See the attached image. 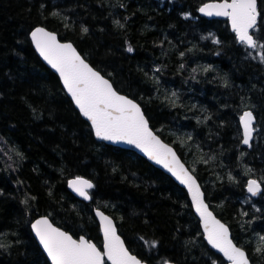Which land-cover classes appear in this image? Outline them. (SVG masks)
Returning <instances> with one entry per match:
<instances>
[{"label": "trees", "instance_id": "obj_1", "mask_svg": "<svg viewBox=\"0 0 264 264\" xmlns=\"http://www.w3.org/2000/svg\"><path fill=\"white\" fill-rule=\"evenodd\" d=\"M208 1L0 0V264H51L31 229L41 216L103 248L96 208L150 264H227L185 188L137 152L96 139L36 52L38 26L73 42L142 105L237 244L264 264V50L240 42L227 18L201 15ZM258 7L253 34L264 44V0ZM246 109L257 118L251 146L242 142ZM78 176L93 181L90 201L68 188ZM252 177L263 185L256 196L246 189Z\"/></svg>", "mask_w": 264, "mask_h": 264}, {"label": "snow or ice", "instance_id": "obj_2", "mask_svg": "<svg viewBox=\"0 0 264 264\" xmlns=\"http://www.w3.org/2000/svg\"><path fill=\"white\" fill-rule=\"evenodd\" d=\"M200 12L208 16L228 17L232 30L240 42L249 48L259 47L264 50V44L257 42L259 38L254 39V35L250 34V30L256 28L258 16L261 15L258 12L257 0H222L219 3L205 4L200 8ZM83 31L87 32V28ZM31 37L40 54L59 72L75 104L91 121L95 135L103 140L125 141L135 145L151 159L173 172L181 183L187 184L192 193L209 244L222 252L231 264H249L245 252L229 239L228 229L208 211L196 181L183 165L179 164L172 149L162 144L149 129L140 106L126 96L118 94L112 84L93 70L70 43H60L53 33L39 27L31 33ZM128 51L131 52L132 48L129 47ZM261 60L264 62V56H261ZM253 120L251 111H245L240 117L245 145L252 139ZM70 187L80 196L89 199L86 189H91L93 184L89 180L77 177L70 182ZM247 187L252 195L260 191V185L256 180H249ZM97 215L103 226V251L83 236L77 240L67 232L53 227L47 218L36 220L32 228L51 258L52 264H107V262L141 264V261L125 248L124 241L116 234L113 222L102 212H97ZM260 240L261 245L256 249L258 252L264 251V237ZM3 246L0 244V247ZM152 246L155 247V242H152Z\"/></svg>", "mask_w": 264, "mask_h": 264}, {"label": "water", "instance_id": "obj_3", "mask_svg": "<svg viewBox=\"0 0 264 264\" xmlns=\"http://www.w3.org/2000/svg\"><path fill=\"white\" fill-rule=\"evenodd\" d=\"M219 2H222V0L208 1V2L204 3L200 8H202L205 4L219 3ZM257 5H258V0H257ZM199 12H200V10H199ZM258 12H260V11H259V7H258ZM200 14L203 15V16H206V17H208V18H211V19H213V18H228V17H225V16H216V15L208 16V15L202 13V12H200ZM259 17H260V16H258V19H257V25H258V22H259ZM228 20H229V23H230V26H231V29H232L231 20H230L229 18H228ZM38 27H39V28H43V29H44L45 31H47V32L53 33V34L56 36L57 40H58L60 43H70V44L76 49L77 53L81 56V58L84 59L85 62H86L91 68H93V70L99 72V73H100L105 79H107V80L109 81V83L112 84L113 89H114L115 91H117L118 94L123 95V96H126L127 98L133 100L135 103H137V104L140 106L141 111L143 112V114H144V116H145V119L148 121V127H149V129L153 132V134H154L155 136H157V138L161 141L162 144L167 145L169 148L172 149L173 153H175L176 160L179 162L180 165H183L184 169L187 170L188 174L191 175V176L193 177V179L196 181V184L199 186L200 192L203 194L204 203L208 206V211L211 212V213H212V216H214L218 221H220V223H222V224L228 229L229 239L232 240V242H233L234 245H236L237 247L241 248V250H243V251L245 252L246 256H247L248 259H249V264H254V263L252 262V260L250 259V256H249L247 250L244 249V248H242L241 246H239V245L237 244V242L235 241V239L233 238V233H232V230H231L230 226H229V225H228L223 219H221V218L217 215V213L214 211V209L211 207L210 203H209V202L207 201V199H206V194H205L204 188H203V186H202L200 180H199L198 177L195 175V173L189 168V166L187 165V163L183 160V158H182L181 155L179 154L178 150H177L172 144L166 142V141H165V140H164V139H163V138H162V137H161V136L155 131V129L151 126V123H150V121H149V119H148V117H147V115H146V113H145V111H144L142 105H141L138 101L134 100L132 97H130V96H128V95H126V94L120 92V91L114 86L112 80H111L110 78H108L107 76H105L101 71H99L98 69H96V68H95V67H94V66H93V65H92V64H91V63H90L85 57H84V55H82V53L78 50V48L75 46V44H74L73 42H71V41H63V40H61L60 37H59V35H58V33H56L55 31H52V30L48 29L47 27H44V26H38ZM38 27H36V28H38ZM36 28H34V29L30 32V38H31V41H32V43H33V46H34L36 52L38 53V55L40 56V58L42 59V61H43V62H44V63H45L50 69H52V70H53V71L59 76V78H60V80H61V82H62V85H63V87H64V89H65L67 95L73 100L71 94L67 91L66 87L64 86L63 80H62V78H61L59 72H58L55 68H53L52 65L48 63L47 60L44 59V57L40 54L39 50L36 48V45H35L34 41L32 40V37H31V33H32ZM250 34H252V30H250ZM254 39H255V38H254ZM73 102H74V104H75V101H74V100H73ZM75 106H76V108L79 110V112L81 113L79 107H78L76 104H75ZM245 111H251V112L253 113V117H254V120H253V129H254V130H253V134H252V139L250 140V143H249L248 145H246V146H250V145L252 144L253 140H254V137H255V133H256L255 123H256V121H257V118H256V115H255V113H254V111H253L252 109H246V110H244V111L242 112V115H243V113H244ZM81 115H82V116L84 117V119L87 120V121L90 123V125H91V121L88 120V118L85 117L82 113H81ZM242 115H241V116H242ZM91 126H92V125H91ZM240 126H241V130H242V142H243L244 129H243V125H242L241 121H240ZM92 128H93V127H92ZM93 131H94V135H95V130L93 129ZM95 137H96L97 140L102 141V142H104V143H107V144H109V145H114V146H117V147H121V148H123V149L133 150V151L137 152L138 154L144 156V157H145L148 161H150L154 166L158 167L159 169L163 170L165 173H167L168 175H170V176H171V177H172V178H173V179H174V180H175V181H176L181 187L185 188V190L187 191V193H188V195H189V197H190V201H191V203H192L193 209H194V211H195L197 217L199 218L200 225H201V230H202V233H203L204 239H205V240L207 241V243L209 244V242H208V240H207V235H206V233H205V231H204L203 220H202V218H201V216H200V213H198V212L196 211V206H195V203L193 202V199H192V193L189 191L187 184L181 183V181H180L179 179H177L176 175H174L173 172L169 171V169L166 168V167H164L163 164L157 163L155 160L151 159V158H150L145 152H143L141 149L135 147V145L128 144V143H126L125 141H108V140H103V139L98 138L96 135H95ZM243 144H244V143H243ZM244 145H245V144H244ZM78 177L83 178V179H86V180H89V181L93 184V181H92L91 179H89V178L82 177V176H78ZM76 178H77V177H73V178L69 179V181H68V188H69V190H70V191H71L76 197H78L79 199H82V200H85V201H90V200L92 199L91 194H90V190H91V189H86V191L88 192V195H89V199H85L84 197L80 196L79 193H78L77 191H75L72 187H70V182H71L72 180H75ZM249 180H256V181H257V183L260 185V191H259L256 195L260 194V193L262 192V190H263V185L260 183V181H258V179L254 178V177L248 179V181H249ZM248 181H247V185H248ZM247 185H246V189H247V191H248V187H247ZM248 192H249V191H248ZM249 193H250V192H249ZM250 194H252V193H250ZM254 196H255V195H254ZM97 212H102L105 216H107V217L113 222V225H114L115 228H116V234L120 237L121 240L124 241V246H125V248L128 249V251H129V253H130L131 255L136 256L137 259H139V260L141 261V264H150V263H148L147 261L142 260L139 256H137L136 254H134V253L129 249V247H128V245H127V243H126L124 237L120 234L119 227H118V224H117L115 218H114L112 215H110L109 213H107L106 211H104V210H102V209H99V208H96V209L94 210V214H95V217H96V219H97V221H98V223H99L100 229H101V233H102V237H103V243H104L103 226H102V223H101L100 217L97 215ZM41 218H47V219L49 220V222L52 224L53 227L58 228V229H60L61 231L67 232V233H68L69 235H71L74 239H77V240H78L81 236H83L85 239H88V240L91 241L92 243L96 244L95 241L90 240L89 238H87V237L84 236V235H81V236H79L78 238L74 237L70 232H68V231H66L65 229H63V228L59 227L58 225H56V224L51 220V218L48 217V216H41V217L37 218L36 220L41 219ZM36 220H34V222L31 224L32 232H33L34 236L36 237V239H37V241H38L40 247L42 248V250L44 251V253H45L46 256L48 257L50 263L52 264L51 258L48 256V254H47L46 250L44 249L43 245L40 243L39 238L37 237V235H36V233H35V230L32 228V225L36 222ZM96 245H97L98 248H100V247L98 246V244H96ZM209 246H210L214 251H216L217 253H219V254H220V255H221V256H222V257L228 262V264H231V261H229V260L227 259V257H225L224 254H223L222 252H220V251H219L218 249H216V248H213L211 244H209ZM100 250L103 251V249H101V248H100ZM109 263H110V262H109ZM167 264H174V263H172V262H168Z\"/></svg>", "mask_w": 264, "mask_h": 264}, {"label": "rangeland", "instance_id": "obj_4", "mask_svg": "<svg viewBox=\"0 0 264 264\" xmlns=\"http://www.w3.org/2000/svg\"><path fill=\"white\" fill-rule=\"evenodd\" d=\"M254 38H256V37L254 36Z\"/></svg>", "mask_w": 264, "mask_h": 264}]
</instances>
